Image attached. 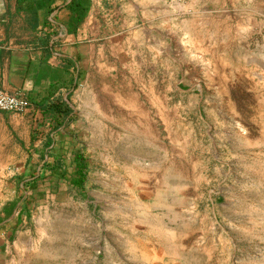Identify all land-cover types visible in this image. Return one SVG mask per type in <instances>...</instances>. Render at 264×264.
<instances>
[{
	"label": "rangeland",
	"instance_id": "obj_1",
	"mask_svg": "<svg viewBox=\"0 0 264 264\" xmlns=\"http://www.w3.org/2000/svg\"><path fill=\"white\" fill-rule=\"evenodd\" d=\"M109 8L61 91L72 121L35 105L0 150V264H264V0Z\"/></svg>",
	"mask_w": 264,
	"mask_h": 264
},
{
	"label": "crops",
	"instance_id": "obj_2",
	"mask_svg": "<svg viewBox=\"0 0 264 264\" xmlns=\"http://www.w3.org/2000/svg\"><path fill=\"white\" fill-rule=\"evenodd\" d=\"M63 2L64 0H59L58 4ZM145 3L146 0H90L84 21L76 31L72 32L66 27L69 11L66 8L55 11L49 19L56 23L54 16L58 14L57 25L60 30L53 41H55L54 56L59 54L60 61L55 64L56 57H50L47 60V68L62 69L61 65L66 58L76 61L78 67L80 60L84 59V39L89 35L96 36V28L100 26L101 19L109 17L113 12V8L109 7L119 5L128 15L139 16L144 12ZM154 4L161 11L165 5H168V0H154ZM204 9H209L208 5ZM36 38L35 33L28 26L26 14L18 11L17 0H0V90L9 94L26 95L29 101L28 107L30 106L22 112H0V150L5 148L3 143L10 141L12 134L25 143L31 141L34 126L37 124L29 114L35 104L28 97L35 85L34 67L44 59L42 51L35 47ZM58 50L64 53L61 54ZM44 81L47 83L49 79ZM12 148L22 150L16 145ZM11 162H14V159Z\"/></svg>",
	"mask_w": 264,
	"mask_h": 264
},
{
	"label": "trees",
	"instance_id": "obj_3",
	"mask_svg": "<svg viewBox=\"0 0 264 264\" xmlns=\"http://www.w3.org/2000/svg\"><path fill=\"white\" fill-rule=\"evenodd\" d=\"M58 2L59 0H17L18 11L26 14L28 26L37 37L35 47L39 48L44 56L37 67H34L35 85L28 97L40 109L45 118L54 121L56 131L61 126H67L73 119L74 110L67 103V99L79 84V68L76 61L68 58L64 60L60 70L47 68V60L54 56L55 52L53 38L58 34L55 27V24H58V14L54 16L56 23L51 22L49 18L55 11L66 8L69 11L66 27L69 32L76 31L87 15L90 0H70L69 2L64 0L62 4H58ZM47 78L49 81L46 83L44 80ZM62 89L69 90L67 99L63 98ZM50 141H53V137L50 138ZM61 162L59 158L44 161V171H49L50 174L59 178H66L67 171L62 167ZM72 164L74 165V175L71 177V183L75 187L83 188L89 169L85 154L82 151H74ZM37 178L34 177V180Z\"/></svg>",
	"mask_w": 264,
	"mask_h": 264
},
{
	"label": "bare ground",
	"instance_id": "obj_4",
	"mask_svg": "<svg viewBox=\"0 0 264 264\" xmlns=\"http://www.w3.org/2000/svg\"><path fill=\"white\" fill-rule=\"evenodd\" d=\"M29 105V101L24 94H9L0 90V112H22Z\"/></svg>",
	"mask_w": 264,
	"mask_h": 264
}]
</instances>
